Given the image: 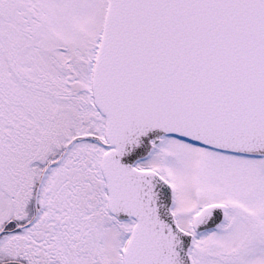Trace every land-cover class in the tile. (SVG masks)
<instances>
[{"label":"snow or ice","instance_id":"snow-or-ice-1","mask_svg":"<svg viewBox=\"0 0 264 264\" xmlns=\"http://www.w3.org/2000/svg\"><path fill=\"white\" fill-rule=\"evenodd\" d=\"M0 264H264V0H0Z\"/></svg>","mask_w":264,"mask_h":264}]
</instances>
